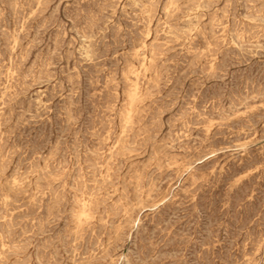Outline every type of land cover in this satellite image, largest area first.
I'll list each match as a JSON object with an SVG mask.
<instances>
[{
	"label": "rangeland",
	"instance_id": "rangeland-1",
	"mask_svg": "<svg viewBox=\"0 0 264 264\" xmlns=\"http://www.w3.org/2000/svg\"><path fill=\"white\" fill-rule=\"evenodd\" d=\"M0 264H264V0H0Z\"/></svg>",
	"mask_w": 264,
	"mask_h": 264
},
{
	"label": "bare ground",
	"instance_id": "bare-ground-1",
	"mask_svg": "<svg viewBox=\"0 0 264 264\" xmlns=\"http://www.w3.org/2000/svg\"><path fill=\"white\" fill-rule=\"evenodd\" d=\"M32 12H33V11H32ZM32 12H31V13H32ZM249 21H250V20H249ZM147 23H148V22H147ZM221 31H222V30H221ZM165 35H166V34H165ZM133 53H134V52H133ZM150 54H151V53H150ZM129 72H130V71H129ZM182 128H183V127H182ZM123 132H124V131H123ZM183 137H184V136H183ZM128 146H129V145H128ZM167 146H168V145H167ZM3 158H4V157H3ZM5 196H6V195H5ZM4 203H5V202H4ZM260 203H261V202H260ZM254 263H255V262H254Z\"/></svg>",
	"mask_w": 264,
	"mask_h": 264
}]
</instances>
